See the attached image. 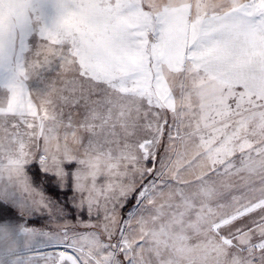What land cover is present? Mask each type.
Here are the masks:
<instances>
[{
  "label": "snow or ice",
  "instance_id": "1",
  "mask_svg": "<svg viewBox=\"0 0 264 264\" xmlns=\"http://www.w3.org/2000/svg\"><path fill=\"white\" fill-rule=\"evenodd\" d=\"M0 264H264V0H0Z\"/></svg>",
  "mask_w": 264,
  "mask_h": 264
},
{
  "label": "rangeland",
  "instance_id": "2",
  "mask_svg": "<svg viewBox=\"0 0 264 264\" xmlns=\"http://www.w3.org/2000/svg\"><path fill=\"white\" fill-rule=\"evenodd\" d=\"M41 222L37 221L33 226H39ZM48 251H51V249H48Z\"/></svg>",
  "mask_w": 264,
  "mask_h": 264
}]
</instances>
